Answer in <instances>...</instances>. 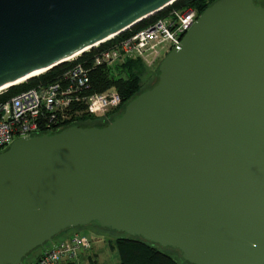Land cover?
I'll return each instance as SVG.
<instances>
[{"label": "water", "instance_id": "1", "mask_svg": "<svg viewBox=\"0 0 264 264\" xmlns=\"http://www.w3.org/2000/svg\"><path fill=\"white\" fill-rule=\"evenodd\" d=\"M174 1L0 0V86ZM87 225L190 264H264V4L208 5L112 120L0 150V264Z\"/></svg>", "mask_w": 264, "mask_h": 264}, {"label": "built area", "instance_id": "2", "mask_svg": "<svg viewBox=\"0 0 264 264\" xmlns=\"http://www.w3.org/2000/svg\"><path fill=\"white\" fill-rule=\"evenodd\" d=\"M198 15L189 7H170L164 16L96 52L92 64L115 65L126 60L146 62L162 58L179 45ZM89 70L83 63L75 62L54 81L39 83L10 96H6L8 87L0 90V150L17 138L74 123L83 114L100 118L117 110L122 104L117 91L86 92ZM48 245H43L34 259L21 264H59L64 260H76L79 250L92 248L93 240L83 232L74 231L67 239Z\"/></svg>", "mask_w": 264, "mask_h": 264}, {"label": "trees", "instance_id": "3", "mask_svg": "<svg viewBox=\"0 0 264 264\" xmlns=\"http://www.w3.org/2000/svg\"><path fill=\"white\" fill-rule=\"evenodd\" d=\"M214 1L215 0H176L167 8L147 16L126 30L113 36L110 40L100 43L97 47L90 48L88 51L82 52L75 60L70 62L65 61L57 66H54L53 68L48 69L36 77H31L24 82L9 86L6 90V96L26 90L30 87L36 86L39 83H48L54 81L65 69L70 67L72 64L75 62H81L90 69L89 82L86 92H103L107 89H113L120 94L122 104L117 110L108 113L107 116L110 117L104 121H101L100 123H95V119H98L97 117L91 116L89 114H83L76 122L69 123L65 126H62L61 128H57L48 132L53 133L72 124L84 125L86 121L93 122V124L87 125H101L106 123L118 116L124 105L140 92L138 91V71H133V69L135 66H137L139 69L140 66H138L136 63L141 61L126 60L120 65V68L117 65H93L92 57L94 54L99 50L112 45L114 42L119 41L131 35L135 31L147 26L157 18L164 16L170 7H189L194 9L197 14H200ZM110 245L112 248L115 247L117 249L119 255V262L116 264H184L176 256L172 255L173 251H166L165 249L159 248L155 244L143 241L139 238L129 237L126 235L117 236L116 239H114V242H111Z\"/></svg>", "mask_w": 264, "mask_h": 264}, {"label": "rangeland", "instance_id": "4", "mask_svg": "<svg viewBox=\"0 0 264 264\" xmlns=\"http://www.w3.org/2000/svg\"><path fill=\"white\" fill-rule=\"evenodd\" d=\"M258 3L264 4V0H256ZM164 57V56H163ZM159 58V59H155L153 61H146V62H138L136 63L139 67L135 66L133 71L135 70L136 72L138 71V76H139V89L138 91H142L145 90L149 87H151L155 81H156V75L158 73V65L160 63V61L163 59ZM140 61V60H139ZM124 63V62H119L116 63L115 65H117L120 68V65ZM110 116H105L103 118H98L95 119L96 122L95 123H100L101 121L106 120L107 118H109ZM87 124H93L92 121H86L84 123V125ZM74 231H80L85 233L86 235L92 237L93 240V251L95 254V263L93 264H116L119 262V255L117 252V249L115 247H111L110 243L114 242V239H116L117 236H122V233H118L112 230H108V229H102L96 225H87L84 227H76V228H71L68 229L66 231H63L62 233H60L59 235L55 236L52 239L53 243H56L58 241H60L61 239H63L66 236L67 232H74ZM49 243H44L45 247H48ZM159 247V246H158ZM42 246L37 247L36 249H34L30 254L27 255L26 258L23 259V262H27L31 259H33L39 252H41L42 250ZM91 248V249H92ZM161 248V247H159ZM163 249V248H161ZM166 251L170 250L173 251L172 255L176 256L182 263L184 264H190L186 261H184L182 259V257L178 254V252L172 250V249H165ZM81 252V250H79ZM83 262H86V260H83ZM88 264V263H86Z\"/></svg>", "mask_w": 264, "mask_h": 264}, {"label": "crops", "instance_id": "5", "mask_svg": "<svg viewBox=\"0 0 264 264\" xmlns=\"http://www.w3.org/2000/svg\"><path fill=\"white\" fill-rule=\"evenodd\" d=\"M71 233L72 232H67L66 236L61 240L67 239L71 235ZM94 259H95V254H94V251L92 248L90 250H81V252L79 251L76 260H64L63 262H61L59 264H86V263L93 264V263H95ZM83 260H86V262H83Z\"/></svg>", "mask_w": 264, "mask_h": 264}, {"label": "bare ground", "instance_id": "6", "mask_svg": "<svg viewBox=\"0 0 264 264\" xmlns=\"http://www.w3.org/2000/svg\"><path fill=\"white\" fill-rule=\"evenodd\" d=\"M113 36H115V35H112V36H110L109 38H112ZM97 44H99V43L94 44V46H96ZM88 49H90L89 46L83 48L82 50H80V51H78V52H76V53H74V54L69 55V56L66 57L64 60H69V59H71V58H74V57L80 55L82 52L87 51ZM47 69H48V68H45V69H42V70H39V71H35V72H33V73H31V74H29V75L23 77V78H20V79L15 80V81H13V82H11V83H8V84H5V85H2V86H0V90H2L3 88L9 87V86H11V85H13V84H18V83L24 82L25 80H27L28 78H31L32 76H36V75H38V74H41V73L47 71Z\"/></svg>", "mask_w": 264, "mask_h": 264}]
</instances>
